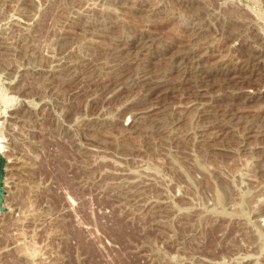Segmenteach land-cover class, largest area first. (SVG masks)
Segmentation results:
<instances>
[{"label": "rangeland", "instance_id": "374dc122", "mask_svg": "<svg viewBox=\"0 0 264 264\" xmlns=\"http://www.w3.org/2000/svg\"><path fill=\"white\" fill-rule=\"evenodd\" d=\"M1 173L0 264H264V0H0Z\"/></svg>", "mask_w": 264, "mask_h": 264}, {"label": "bare ground", "instance_id": "6f19581e", "mask_svg": "<svg viewBox=\"0 0 264 264\" xmlns=\"http://www.w3.org/2000/svg\"><path fill=\"white\" fill-rule=\"evenodd\" d=\"M147 35H148V34H147ZM149 35H150V34H149ZM149 35H148V37H149ZM143 36H144V35H143ZM145 36H146V35H145ZM153 36H154V35H153ZM153 36H152V37H153ZM155 36H156V35H155ZM139 37H140V36H139ZM152 37H151V40H152ZM156 37H157V36H156ZM143 38H145V37H143ZM143 38H142V39H143ZM139 39H141V38H139ZM157 39H158V38H157ZM151 40H150V41H151ZM158 40H159V39H158ZM134 41H135V40H134ZM145 42H146V41H145ZM152 42H153V41H152ZM155 42H156V41H155ZM158 42H159V41H158ZM140 43H141V42H140ZM149 43H151V42H149ZM143 44H144V43H143ZM148 45H149V44H148ZM141 47H142V45H141ZM141 47H139V48H141ZM143 47H144V46H143ZM145 47H146V46H145ZM139 48H138V49H139ZM141 49H142V48H141ZM147 49H148V48H147ZM144 50H145V49H144ZM149 50H150V49H149ZM158 51H159V50H158ZM133 52H134V51H133ZM155 52H157V50H156ZM160 52H161V51H160ZM163 53H164V52H163ZM163 53H162V54H163ZM150 54H151V52H150ZM152 54H154V52H153ZM157 54H158V53H157ZM162 54H161V55H162ZM164 54H165V53H164ZM164 54H163V58H164ZM157 56H158V55H157ZM159 56H160V55H159ZM154 57H155V56H154ZM171 57H172V55H171ZM180 57H181V56H180ZM155 58H156V57H155ZM150 59H151V58H150ZM152 59H153V58H152ZM163 60H164V59H163ZM168 60H169V59H168ZM171 60H172V61H171ZM171 60H169V61L174 62V61H176L177 59H171ZM157 61H158V60H157ZM189 63H190V62H189ZM171 64H172V63H171ZM140 67H141V66H140ZM174 68H176V69L178 70V66H177V65L174 66ZM195 69H196V68H195ZM193 70H194V69H193ZM50 74H51V73H50ZM55 74H56V73H55ZM55 74H53L52 77H54ZM236 74H237V73H236ZM236 74H235V75H236ZM238 75H239V74H238ZM233 76H234V75H233ZM55 77H56V76H55ZM240 77H241V75H240ZM240 77H239V78H240ZM237 78H238V77H237ZM51 79H52V78H51ZM54 79H55V78H54ZM54 79H53V80H54ZM140 79H142V78H140ZM147 79H149V77H148ZM55 80H56V79H55ZM135 80H136V79H135ZM145 80H146V79H145ZM150 80H152V79H150ZM147 81H148V80H147ZM147 81H145V82H147ZM141 82H142V81H141ZM143 83H144V82H143ZM152 83H153V81H152ZM152 83H151V84H152ZM155 84H157V83H155ZM160 84H161V83H160ZM175 85H176V84H175ZM147 86H148V85H147ZM154 86H155V85H154ZM151 87L153 88V86H151ZM156 87H157V86H156ZM149 88H150V87H149ZM149 88H148V89H149ZM149 90H150V89H149ZM145 91H146V90H145ZM143 92H144V91H143ZM259 94H260V93H259ZM158 102H159V101H158ZM158 102H157V103H158ZM157 109H158V108H157ZM142 113H143V112H142ZM138 114H139V113H138ZM15 143H16V142H15ZM17 144H18V143H17ZM11 167H12V166H11ZM263 225H264V221H263Z\"/></svg>", "mask_w": 264, "mask_h": 264}, {"label": "water", "instance_id": "95a60500", "mask_svg": "<svg viewBox=\"0 0 264 264\" xmlns=\"http://www.w3.org/2000/svg\"><path fill=\"white\" fill-rule=\"evenodd\" d=\"M2 176V173L0 174V209L3 210V207L1 206V203H2V192H3V189H2V181H1V177Z\"/></svg>", "mask_w": 264, "mask_h": 264}]
</instances>
